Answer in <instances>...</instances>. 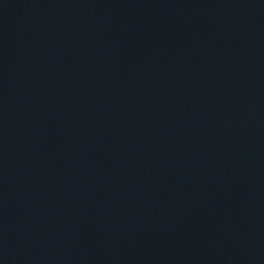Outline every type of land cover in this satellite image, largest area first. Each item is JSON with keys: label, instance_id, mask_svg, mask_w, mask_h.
<instances>
[{"label": "water", "instance_id": "95a60500", "mask_svg": "<svg viewBox=\"0 0 264 264\" xmlns=\"http://www.w3.org/2000/svg\"><path fill=\"white\" fill-rule=\"evenodd\" d=\"M0 264H264V167L0 6Z\"/></svg>", "mask_w": 264, "mask_h": 264}]
</instances>
